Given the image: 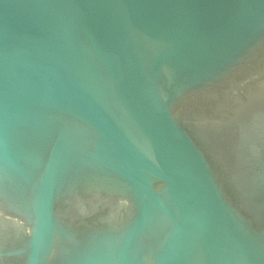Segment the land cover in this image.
Segmentation results:
<instances>
[{
    "label": "water",
    "instance_id": "obj_1",
    "mask_svg": "<svg viewBox=\"0 0 264 264\" xmlns=\"http://www.w3.org/2000/svg\"><path fill=\"white\" fill-rule=\"evenodd\" d=\"M0 264H264V0H0Z\"/></svg>",
    "mask_w": 264,
    "mask_h": 264
}]
</instances>
